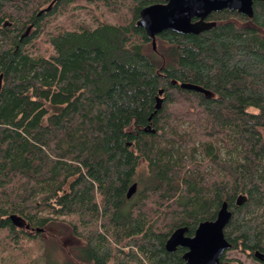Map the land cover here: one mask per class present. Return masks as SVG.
Wrapping results in <instances>:
<instances>
[{"label": "trees", "instance_id": "obj_1", "mask_svg": "<svg viewBox=\"0 0 264 264\" xmlns=\"http://www.w3.org/2000/svg\"><path fill=\"white\" fill-rule=\"evenodd\" d=\"M162 3L0 0V258L183 264L165 240L222 203L227 251L264 255V3L152 50L135 23ZM49 227L73 240L64 259Z\"/></svg>", "mask_w": 264, "mask_h": 264}, {"label": "water", "instance_id": "obj_2", "mask_svg": "<svg viewBox=\"0 0 264 264\" xmlns=\"http://www.w3.org/2000/svg\"><path fill=\"white\" fill-rule=\"evenodd\" d=\"M264 0H163L162 4H154L142 8L138 13L135 25L141 28L150 39L152 50H155V36L162 31H170L176 34H198L209 30L214 23L204 22L211 12L222 9L237 10L240 15L252 16L251 3ZM53 1L41 12L49 10ZM38 13V14H39ZM194 19L195 22H191ZM182 89H194L203 94H208L197 87L180 84ZM161 90L158 91V95ZM135 190L131 185L126 197H130ZM244 199L238 197L236 204ZM230 214L226 204L222 203L213 221L200 222L192 236H186V228H177L171 232L164 243V250L168 253L177 248L184 249L181 256L183 264H218L221 255L230 249V244L224 239L223 228L229 220ZM10 223L18 229L31 230L27 224L15 215L8 216ZM33 230V229H32ZM34 232L39 231L34 229ZM253 257L264 262V255L258 252Z\"/></svg>", "mask_w": 264, "mask_h": 264}, {"label": "rangeland", "instance_id": "obj_3", "mask_svg": "<svg viewBox=\"0 0 264 264\" xmlns=\"http://www.w3.org/2000/svg\"><path fill=\"white\" fill-rule=\"evenodd\" d=\"M144 164L140 163V168H143ZM23 229V228H21ZM25 234L27 236H30L33 234L32 231H25ZM38 237L40 238L41 242L44 244H50L52 240L55 242L56 250L52 254L53 259L61 260L65 258V255H67V249L71 246L73 243V240L66 236L65 234L59 235L53 227L45 228L41 233L38 234ZM51 245V244H50ZM32 254H28V258L33 259ZM15 261L11 259V256L9 254L3 256L0 258V264H14ZM224 263L225 264H260L257 260H254L253 258L247 257L244 253H241L238 250L233 251H227V254L224 256Z\"/></svg>", "mask_w": 264, "mask_h": 264}, {"label": "flooded vegetation", "instance_id": "obj_4", "mask_svg": "<svg viewBox=\"0 0 264 264\" xmlns=\"http://www.w3.org/2000/svg\"><path fill=\"white\" fill-rule=\"evenodd\" d=\"M254 2H260V3H263V2H261V1H253L252 3H251V9H252V4L254 3ZM220 12H227V13H231V14H234V13H236L237 15H239V16H242V17H244V18H247V19H250L249 17H247V16H245V15H240V14H238L237 13V10H231V11H229L228 9H222V10H220V11H218V12H211L210 14H208L207 16H206V18L204 19V22H207V23H214L213 21H210L209 19H208V17L209 16H211L212 15V13H220ZM191 22H195V20L194 19H192L191 20ZM214 25H215V23H214ZM184 252V251H183ZM258 261V260H257ZM258 262H260V261H258Z\"/></svg>", "mask_w": 264, "mask_h": 264}]
</instances>
